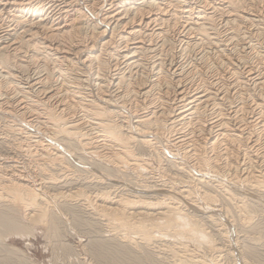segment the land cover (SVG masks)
Masks as SVG:
<instances>
[{"label":"bare ground","instance_id":"1","mask_svg":"<svg viewBox=\"0 0 264 264\" xmlns=\"http://www.w3.org/2000/svg\"><path fill=\"white\" fill-rule=\"evenodd\" d=\"M82 5L97 23L89 25ZM4 15L14 28L3 27ZM6 38L11 41L3 43ZM21 50L26 59L18 61ZM31 67L36 75L24 79ZM0 110L32 128L21 132L24 141L0 137L6 149L0 151V224L8 232L34 235L38 226H58L66 209L91 208L142 237L141 243L125 237V248L102 256L106 264L136 247L151 253V234L163 226L176 224L199 243L213 242L196 210L199 201L208 208L219 202L212 189L235 206L243 228L252 210L229 187L245 197L264 195V0H0ZM34 131L54 141L64 134L110 169L140 179L152 171L145 159L151 157L161 164L158 179L134 181L135 191L125 196L92 197L80 187L53 193L76 182L63 154ZM163 149L170 151L168 165ZM15 209L31 226L11 216ZM206 219L219 238L227 236L213 214ZM180 251L174 263L205 264L193 250ZM223 251L209 248L214 264Z\"/></svg>","mask_w":264,"mask_h":264},{"label":"rangeland","instance_id":"2","mask_svg":"<svg viewBox=\"0 0 264 264\" xmlns=\"http://www.w3.org/2000/svg\"><path fill=\"white\" fill-rule=\"evenodd\" d=\"M47 6L49 7V5H47ZM82 7H83V12H85L84 14H86L85 19L87 20L89 25L94 23L96 20H95L94 16L90 13L89 9H87L84 5H82ZM49 13L51 15L54 14L53 11H50ZM87 15L89 18L87 17ZM7 17H8L7 15H4L1 24L3 25V27L5 29L14 28L15 24L13 22H7L6 21ZM216 22H217L218 30L221 32V34H224L225 29H226L225 23H223L221 21L219 16L216 17ZM95 23H97V22H95ZM10 41H11V39L6 38L3 40V43H9ZM18 55H17L18 61H19V59H23V60L26 59V57H25L26 54L24 53V50H23V52H22V50H21V52L19 51ZM43 60H44V58H43ZM43 60L41 59V62H42L41 64H43ZM182 60H183V58H182ZM22 75H23L24 79L27 77H34L36 75V71L33 70V68L31 67L30 70H26L25 72L22 73ZM4 113H5L4 110H0V137L9 136L11 134L10 137L13 135V137H11V138L15 137L18 139H22V141H24L23 136L25 134H22V133L25 131H28V130H32V128H30L31 126H29L30 124L27 121L23 120L22 118H20L16 115L13 116V114H9V113L4 114ZM13 123H15V125ZM7 127H9V129ZM15 128H16V130H15ZM18 128H21V130H23V131H17V130H20ZM13 131H14V133L15 132L16 133L14 134ZM19 132L20 133L22 132L21 133L22 135L21 134L19 135ZM34 133H38L37 135L40 136L46 143L54 144V148L57 149V151H59L61 154H63V156L65 157L63 159L64 162L66 163L65 166L68 168L67 171L69 170L68 172L72 174V179L74 178V180L76 182V184H74L75 186L74 185L71 187L69 186V187H66L64 189L58 188V189L54 190L53 193H58V192L64 193V192H69V191L75 192L77 190V188L80 187V188H78V190H81V188L83 191L87 190L86 191L87 195H91L92 197H95L96 195H99L101 192H105V191H111L113 193L116 192V194H118V195L123 194V196L132 195L131 191H133L134 188H131V187L132 186L135 187V185H133L131 183H134V181H137L140 179V177L137 174L135 175L129 170L116 171V170L110 169L100 160V157L98 158L95 154L93 155L92 153L84 152L83 150H81L78 143H75L74 140L67 139V137L64 134H62V135L60 134V137L54 141L51 138V136L45 131L43 133L34 131ZM19 136H21V137H19ZM64 139H67L69 141L71 140V143L65 144L64 142L61 141ZM5 150L6 149L4 148V146L1 145L0 151L5 152ZM79 150H80V152H79ZM71 152L72 153L74 152V153L72 154ZM162 153H163L162 156L165 154L163 157H166V158H163V160H164L165 164L168 165L167 160H172L171 156H170V151L163 149ZM25 159H27L26 156H25ZM145 159H146V161H148L150 163V166H151L150 171L151 170L152 171L149 172L148 174L144 173L142 178L140 179V181L142 180L143 182L144 181L152 182L154 180H157L158 176H159L158 169L160 168L159 165H161V164L158 161L152 159L151 157H149V158L145 157ZM177 160H178V162L181 161L179 156H178ZM165 164H164V166H166ZM80 166H81V168H80ZM69 167H70V169H69ZM166 167H168V166H166ZM74 170H75V172H74ZM127 172H129V173H127ZM56 173L61 175V172H59V171H55V174ZM112 173H113V175H112ZM194 173H197V172H194ZM155 177H157V178H155ZM122 183H124V184H122ZM127 183H128V185H127ZM129 184H131V185H129ZM119 186H122V188H124V189L123 190H117V188ZM229 188L232 190V192L234 191L233 193L236 194V196L238 198L243 197L242 199L247 201L249 211L251 212V210H252L251 214H252L253 218L251 220L252 224L250 223L249 224L250 226H248L249 228L248 227L243 228L240 225V221L238 218L237 211L234 209L235 206L231 205V203L229 201H227L225 198L223 199V197L220 195V193L218 191H215L216 189H212L211 190L212 194L217 195V197L219 196L218 197L219 202H217L214 206L213 205L209 206V208H208V206L204 202L199 201V207H197L198 209H196V208L195 209L199 210V212L197 213L198 214L197 218H199L205 224L204 228L206 227L205 230H207L208 233L210 232L209 233L210 235L214 234L213 235L214 238L213 237L212 238L215 239V241L212 239L213 242H210L208 244L199 243L195 239H192L191 236L186 235L184 233L182 227H176V224L174 226L165 227V228H163L164 227L163 226L161 229L156 228L155 231L153 230V233L151 234L152 237L153 236L155 237L152 241L153 243L151 244V253L153 255L151 253H149L150 254L149 255L147 253V251L145 252V250H141L140 248L136 247L133 249H129V252H132V253H129V252H127L126 254L124 253L125 258L123 257V258H120V260L116 261L115 263H107V264H121V263L125 264L124 262H126V264H130V263L131 264H137L135 261L136 259H139V258H135L137 256L141 257L140 258L141 264H156V262H158V261L160 262V264H165V263L166 264H177L176 262L174 263V260H175L174 254L178 253L177 255H182L183 253H181L180 249L182 250L183 247L190 250V251L193 250L191 252L195 253L198 256L200 255L199 256L200 259H202L204 257L202 260L205 262V264H212V263L214 264V262L211 261L212 256L209 252V248L213 247L214 245H216L217 247L224 250L222 252L220 258H219L220 261L218 260L219 262H217V264H245L247 262L249 264H252L253 262H254L253 264H264V201H263L264 195L261 196V198L260 197L257 198V197H253V196L245 197L244 194H246V193L243 189H239L236 187H234V188L229 187ZM59 189H60V191H59ZM216 192H218V193H216ZM88 193H90V194H88ZM61 201H63V200H61ZM225 206L227 207V209H229L231 214L226 215V214H224L223 211H221L222 209H226ZM16 209H17V207H16ZM67 210L68 209L63 211V215H62L60 222H58L56 224L58 226H55L54 228H51L49 226L46 227L43 225L38 226V227H36V231H35L34 235H32L30 232H27L26 234H20V233H16V232H8V230L5 227L3 228L2 225L0 224V264H93V263L94 264H96V263L97 264H106V262L103 260L102 256L103 255H105V256L110 255L111 253L113 255L114 251H116L117 248L124 247L122 245L125 243L124 242L125 237L133 239L134 242L136 241L135 243H141L142 242V239H140L142 237L141 236L139 237V235H141V234H138V233L135 234V233L129 231L130 229H128L129 227L127 225H124V224L122 225V224L118 223L117 221H115L114 219H111V221H112L111 222L110 219H108L109 220L108 221V220H106V218L105 219L99 218L95 213H93L94 210L91 208L88 209L87 211L80 210L77 208L76 209L72 208V209H69L68 211ZM6 211H9V210H6ZM11 212H12L11 213L12 215L11 214L10 215L14 216L17 219L18 223H20V225L22 227L26 228V227L31 226L30 223L24 221L23 214L21 213L22 211L18 212L17 210L16 211L13 210ZM213 212H215V213H213ZM13 213H16V214H13ZM211 214L214 215V218H216L218 222H221V224L224 223L223 225H225V226H223V227L225 228V232L227 235V236H225V238H223V239L219 238L217 236V233H216L213 225H211L210 223L207 222L206 218H208ZM225 216H227V218ZM225 219H226V221H225ZM233 219H234V221H232ZM253 221H254V223H253ZM97 224H98V226H97ZM113 227H115V229L116 228L118 229V230L116 229V233H115V231H112L114 229ZM251 227L253 229H251ZM232 228H233V230H232ZM132 233H133V235H132ZM121 234H123V235H121ZM113 238H115V239H113ZM119 238H121V239L119 240ZM121 241H123V242H121ZM217 242H219V243H217ZM99 243L102 245H97ZM110 243H111V245H110ZM116 244L120 245V246H116ZM153 245L156 247H154ZM180 245H181V247H179ZM100 246H102V247H100ZM99 248L100 249L102 248V249L100 250ZM114 248H115V250H114ZM171 251H173V252H171ZM177 251H179V252H177ZM246 251H247V253H246ZM127 254H128V256H127ZM155 255H156V257H155ZM130 257H132V258H130ZM221 257H222V259H221ZM172 258L174 259L173 261L171 260ZM209 259H210V261H208ZM131 261H133V262H131ZM154 261H155V263H154Z\"/></svg>","mask_w":264,"mask_h":264}]
</instances>
